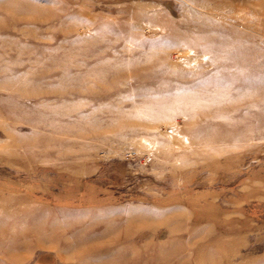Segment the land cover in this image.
Segmentation results:
<instances>
[{
  "label": "rangeland",
  "instance_id": "1",
  "mask_svg": "<svg viewBox=\"0 0 264 264\" xmlns=\"http://www.w3.org/2000/svg\"><path fill=\"white\" fill-rule=\"evenodd\" d=\"M0 264H264V0H0Z\"/></svg>",
  "mask_w": 264,
  "mask_h": 264
},
{
  "label": "bare ground",
  "instance_id": "2",
  "mask_svg": "<svg viewBox=\"0 0 264 264\" xmlns=\"http://www.w3.org/2000/svg\"><path fill=\"white\" fill-rule=\"evenodd\" d=\"M167 112V111H166ZM166 117V116H165Z\"/></svg>",
  "mask_w": 264,
  "mask_h": 264
}]
</instances>
